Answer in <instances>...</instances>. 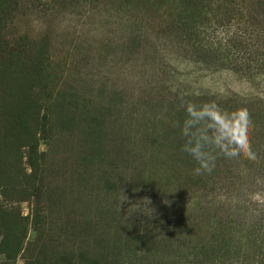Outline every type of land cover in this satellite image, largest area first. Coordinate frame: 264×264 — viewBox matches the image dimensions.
Returning a JSON list of instances; mask_svg holds the SVG:
<instances>
[{"label": "rangeland", "instance_id": "obj_1", "mask_svg": "<svg viewBox=\"0 0 264 264\" xmlns=\"http://www.w3.org/2000/svg\"><path fill=\"white\" fill-rule=\"evenodd\" d=\"M212 100L248 110L257 159L196 174L181 102ZM0 205V264H264V0L17 6Z\"/></svg>", "mask_w": 264, "mask_h": 264}, {"label": "clouds", "instance_id": "obj_2", "mask_svg": "<svg viewBox=\"0 0 264 264\" xmlns=\"http://www.w3.org/2000/svg\"><path fill=\"white\" fill-rule=\"evenodd\" d=\"M181 107L186 112V118L182 125H179L185 141L182 150L196 161V174L211 173L218 155L230 161H238L241 157L257 159L250 139L252 118L247 109L230 111L215 100L199 104L182 101ZM126 201L127 196L119 200V210L121 204ZM141 201L146 206L150 204L149 199L144 197L134 204L129 203L127 212L130 208L131 214L143 212Z\"/></svg>", "mask_w": 264, "mask_h": 264}, {"label": "trees", "instance_id": "obj_3", "mask_svg": "<svg viewBox=\"0 0 264 264\" xmlns=\"http://www.w3.org/2000/svg\"><path fill=\"white\" fill-rule=\"evenodd\" d=\"M26 4L30 5V6L32 5L35 7H40V6L43 7V6H46L49 4V0H0V22H1L3 17H8V15L12 11H14L15 8H17V6L20 5L22 7ZM8 10H10V12ZM15 247L16 246L10 247V249H15ZM10 259H11V257L8 256L7 261H9Z\"/></svg>", "mask_w": 264, "mask_h": 264}]
</instances>
